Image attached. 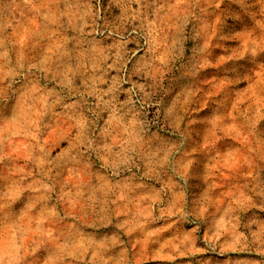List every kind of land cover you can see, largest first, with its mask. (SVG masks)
Listing matches in <instances>:
<instances>
[{
    "label": "clouds",
    "instance_id": "obj_1",
    "mask_svg": "<svg viewBox=\"0 0 264 264\" xmlns=\"http://www.w3.org/2000/svg\"><path fill=\"white\" fill-rule=\"evenodd\" d=\"M264 264V0H0V264Z\"/></svg>",
    "mask_w": 264,
    "mask_h": 264
},
{
    "label": "rangeland",
    "instance_id": "obj_2",
    "mask_svg": "<svg viewBox=\"0 0 264 264\" xmlns=\"http://www.w3.org/2000/svg\"><path fill=\"white\" fill-rule=\"evenodd\" d=\"M213 259H221V264H222V259H223V257H213Z\"/></svg>",
    "mask_w": 264,
    "mask_h": 264
}]
</instances>
